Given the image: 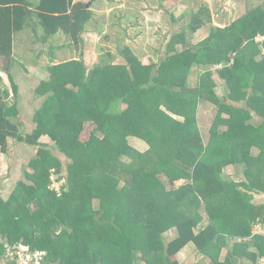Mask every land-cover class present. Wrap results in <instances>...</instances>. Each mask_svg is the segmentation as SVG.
Wrapping results in <instances>:
<instances>
[{
    "label": "trees",
    "instance_id": "obj_1",
    "mask_svg": "<svg viewBox=\"0 0 264 264\" xmlns=\"http://www.w3.org/2000/svg\"><path fill=\"white\" fill-rule=\"evenodd\" d=\"M92 1L0 0V55L10 57L14 35L29 26L42 28L41 41L62 29L71 43L82 42ZM209 20L206 5L190 11L165 56L148 64L123 44L118 53L124 63L109 58L87 68L76 59L48 66L37 124L29 133L21 132L17 107L7 103L9 90L0 76V150L8 151L9 138L38 146L22 170L24 179L6 200L0 198V236L6 243L45 250L51 264H134L139 252L146 264H178L175 255L189 242L210 256L209 264H237L241 249L252 262L264 255V236L251 233L255 221L264 223V204L251 202L253 193H264V40H255L264 32V2L210 28L202 40L174 47L186 43L184 28L193 33ZM198 64H221L217 73L229 89L230 105L214 94L209 73L188 84ZM200 99L219 108L207 144L196 124ZM251 112L261 116L257 123ZM42 135L67 159L59 194L48 182L50 168L58 178L62 163L39 141ZM129 135L149 145L135 163L122 158ZM228 164L242 172L240 181L222 178ZM117 171L130 181L120 186ZM180 179L185 181L176 186ZM172 227L176 236L165 241L162 233ZM227 236L251 238L234 242L218 262ZM250 244L255 253L245 251Z\"/></svg>",
    "mask_w": 264,
    "mask_h": 264
},
{
    "label": "rangeland",
    "instance_id": "obj_2",
    "mask_svg": "<svg viewBox=\"0 0 264 264\" xmlns=\"http://www.w3.org/2000/svg\"><path fill=\"white\" fill-rule=\"evenodd\" d=\"M39 2V0H34ZM140 4H143L141 9H135L136 17L134 16V13H131L130 9L127 8V13L125 16L118 15L115 13V16L112 14L106 13L105 21L102 22L101 29H96V33L91 34H85V42L89 40L88 37H90L92 40L89 42V47L87 48L89 51L88 56H84L82 50H80L81 46L78 44H75L74 42L71 43V40H67L69 42L68 45H63L64 37H63V31L59 32L53 37L52 39L49 38L48 42L44 43H36L34 42V37L37 35L36 32H38V29L34 31L32 29L29 31L23 30L18 34L14 35V41L13 48H12V54L10 57H6L3 55H0V73L2 75H5L3 70L5 68V63L9 59V65L11 66V74L14 75L15 78L18 77L17 72H21L20 65L23 66H38L44 77L47 78L48 76V66H54L57 64L65 63L70 60H80L82 59L85 66L87 68H90L92 65L98 64L100 62H106L109 61V58H111L112 63H122L125 62L122 58V56L118 53V49L124 44H128L132 46L133 51L137 53L139 58L141 59L143 64H148L151 61H157L161 57V52L166 49L168 50L169 41L172 38L171 34L174 35L177 32H181V25H186L185 22H188L189 20V14L190 11H196L200 7V5H206L210 4V8H212L210 11V18H211V12L212 10L215 12L216 9H219V12L216 13L218 16H215L216 20L223 21V19H227V17H231L232 20L238 18V16L242 15L243 11L246 9V6L252 7L256 5H260L264 2V0H212V1H205V0H139ZM131 2H135V0H132ZM137 3V2H135ZM176 4L178 9H175L172 11L175 15V18L178 20L171 21L172 23H169L167 21L172 19L171 13H168V8ZM227 4V5H226ZM224 5H226L227 10L224 9ZM161 7V9L159 8ZM220 8H222L220 10ZM225 11L227 15H221V11ZM117 12V11H116ZM166 13L163 16V13ZM156 13V15L153 17V14ZM139 14V15H137ZM168 16V17H167ZM165 17V18H164ZM169 18V19H168ZM155 21V23H153ZM184 23V24H183ZM100 26V23H97V25H94V28ZM178 26V28H175ZM212 27H217L215 25L204 24L197 32L191 33L188 29L184 28L186 30L185 32V42L186 43H179L174 44V47L178 50H182L184 47H187L189 45H192L195 42H198L205 38L208 34V31ZM39 30L42 34V28L39 26ZM126 31V37L123 33L120 32V30ZM63 37V40H62ZM169 37V40L167 42V39ZM50 41V42H49ZM83 42V40H82ZM33 44V45H32ZM49 45H56L55 47H48ZM36 47L33 51H30V47ZM52 51V52H51ZM106 53H110L112 56L107 57L105 56ZM53 54V55H51ZM164 56V55H163ZM262 56V55H260ZM260 56L258 58H260ZM25 66V67H26ZM218 66H221V64H213V65H204V64H198L194 65L191 69L190 74L188 75L187 82L189 85H195L199 78L201 76H204L206 73H209L208 80L212 81L213 84V92L214 94L221 100L220 103L226 102L229 105L231 104V100L227 98V94L229 92L228 87L226 86L224 80L218 75L217 68ZM13 68V69H12ZM1 76V75H0ZM11 76V75H10ZM5 78V77H4ZM45 78V79H46ZM3 80V79H2ZM5 82L3 81V84ZM5 86V85H4ZM25 86V85H24ZM22 88V85H20ZM28 89V86H25ZM11 98L8 96L7 103L10 104ZM228 105V106H229ZM126 104H122L121 108H125ZM164 109V108H163ZM218 106L206 99H200L197 104L196 109V124L199 128V131L201 132V135L203 137V141L205 144H207L209 140V129L211 125L213 124L214 118L218 112ZM222 115L225 114V110L222 111ZM253 114V117L250 119L254 123H257L261 118L260 115L255 114V112H251ZM174 118L182 120L183 117L179 114H172ZM37 121L35 118L31 121L30 125L36 126ZM26 128V131H30V127ZM221 129H224L225 127L223 125H220ZM100 137V135H99ZM40 142H44L45 149L50 150L62 163V172L59 173V177L57 178V173L54 172L53 169L50 168V175L52 174L53 177L56 179L62 177V183L65 181L66 177V170L65 164H66V157L54 146V142L50 139L49 136L42 137L39 140ZM127 141L129 143V148L125 152L126 154L122 155L123 161L135 163L138 160V156L140 154H145L148 149V143L144 139H140L134 135H129L127 137ZM8 152H11L12 149H14L16 146V150L19 149L18 155L22 156V161L19 160L18 162H15L13 166V171H9V174L7 177L9 178V184L7 185V190L4 194V198H8L10 194L12 193L15 184L17 183V180L24 179V176L22 174V170L24 168H27L29 165L28 161L31 157H35L37 153L38 146H30L28 148V151L24 147V142L18 143L16 140H11L10 143H8ZM17 144V145H16ZM9 149H11L9 151ZM1 151V150H0ZM2 152V151H1ZM251 152L253 155H256L258 153V149L255 146L251 147ZM3 153V152H2ZM153 163V160L151 161V164ZM50 175H49V182L50 183ZM117 177L120 178L119 185L121 186L124 184L125 181L129 182L131 177L129 175L122 174L120 171H117L115 174ZM221 176L223 179L228 181H240L243 178L242 172L238 170V168L235 165L228 164L223 167V170L221 172ZM160 181L165 185L166 188L170 187L168 179L165 175L160 174L158 176ZM185 180L180 179L175 182L176 186L181 185ZM58 182V191H60L61 184ZM50 187V186H49ZM58 191H55L57 194ZM260 194V193H259ZM264 196V195H262ZM260 198V197H259ZM259 201H262L264 203V197L260 198ZM97 201H93V207L94 209L97 208ZM34 208V207H33ZM204 209L201 208L200 212L204 214ZM24 216L25 214L22 213ZM59 231V229L57 230ZM162 233V236L164 237L165 241H167L171 234ZM0 242H5V239L0 236ZM21 243V242H19ZM18 244V243H16ZM16 244H9L4 243L5 249L2 254H0V264L5 263V254H6V247L12 248ZM140 256H142V252L138 253L137 260L134 261V264H146ZM192 262V261H191ZM196 264H200L197 262Z\"/></svg>",
    "mask_w": 264,
    "mask_h": 264
},
{
    "label": "crops",
    "instance_id": "obj_3",
    "mask_svg": "<svg viewBox=\"0 0 264 264\" xmlns=\"http://www.w3.org/2000/svg\"><path fill=\"white\" fill-rule=\"evenodd\" d=\"M132 0H95L92 2H89L88 8L90 7V9H92V16L89 19L88 22H86L85 24V29L83 30L82 34H81V38L83 40V42L78 43L79 46H81L80 50H82L84 56H88L89 51H87L88 47H89V42L90 40H92L90 36L88 37L89 40L87 42H85V34H91V33H96V29H101L102 27V22L105 21V16L107 14L104 13V11H106V13L112 14L115 13L117 14V16L120 14L122 16L126 15L127 12V8L130 9L131 13H134V16L136 17V13H135V9H141V7L143 6V4H140L141 2L139 0H135V2H131ZM205 1H212V0H205ZM140 2V3H139ZM208 8L211 10L212 8H210V4H207ZM227 5V4H226ZM226 5H224V9L227 10ZM246 9L242 12L244 13L249 6L247 7L245 4ZM161 9V7H159ZM175 9H178L176 4L171 5L167 12L171 13L172 19L167 21L169 23H172L171 21H175L178 20L177 18H175V15L172 11H174ZM222 8H220L221 10ZM117 11V12H116ZM219 9H216V11L214 12L212 10L211 12V18L208 22H206L205 24H210V25H215L217 27H223L227 24H229L232 19L231 17H227V19H223V21L220 20H216L215 16H218ZM130 14V12H127ZM115 14H112L113 16H115ZM166 13H163V16ZM139 15V14H137ZM156 15V13L153 14V17ZM167 15V14H166ZM221 15H227V13L225 11H221ZM168 17V16H167ZM165 18V17H164ZM169 19V18H168ZM97 23H100V26L94 28V25H97ZM153 23H155V21H153ZM187 22H185L186 24ZM184 24V23H183ZM184 26V25H181ZM175 28H178V26H176ZM29 31L30 30V26L23 29L24 31ZM199 30V29H198ZM197 30V31H198ZM22 31V30H21ZM21 31L17 32L16 35H18ZM63 31L62 29L59 30L55 35L57 36V34L59 32ZM196 31V32H197ZM30 32V31H29ZM121 33H123L126 37V31L120 30ZM209 32V31H208ZM37 35L34 37V42L33 44L36 45V43H46L48 42L49 38L52 39L50 36L46 39V41H41V31L36 32ZM172 36V34H171ZM63 37L65 40H63ZM63 45H68L69 42H67V40H69V37H67V35L63 32ZM169 40V37L167 39V42ZM50 42V41H49ZM13 43H15L14 41V37H13ZM32 44V45H33ZM126 44V43H124ZM128 45V44H126ZM56 45H49L48 47L52 48L55 47ZM132 50V46L128 45ZM30 51H33L34 49H36V47L33 48L30 47L29 48ZM134 52V51H133ZM135 55H137L136 51L134 52ZM166 54V49H164L161 52V57H163V55L165 56ZM138 56V55H137ZM139 57V56H138ZM161 59V58H160ZM141 60V59H140ZM124 63V62H122ZM6 66V63H5ZM26 66V65H25ZM21 66V72H17L18 77L15 78L12 72V74L10 73L11 70V66L8 67L7 66V70H3L5 75H2V73H0V75L2 76L3 81L5 82L4 85L5 87L9 90V95L11 98V103L10 104H15L18 110L17 113V122L20 123V130L22 133H29L32 129H34L36 126L35 125H30L31 121L33 120V118H35V112L37 109L40 108L43 99H44V94H40L39 91V87L42 83L43 80H45L46 77L43 76L41 69L38 66H32V65H28V66ZM13 69V68H12ZM8 72V73H7ZM11 75V77L13 78L14 84H15V90L12 87V82L9 79V76ZM5 77V78H4ZM20 85H22V88L20 87ZM28 86V89L25 86ZM13 120H16L13 119ZM30 127V131H26V128ZM47 135H42L40 138H44ZM39 138V140H40ZM11 140H16V139H12L9 138L8 139V143H10ZM17 141V140H16ZM20 141H18L19 143ZM22 143V142H20ZM17 145V144H16ZM17 147V146H16ZM16 147L14 149H9V151L11 150V152H6V153H2L0 151V198H2L3 200H6L7 198H4V194L7 190V185L9 184V178L7 177V175L9 174V171L11 169V171H13V168H15L13 166V164H15V162H18L19 160L22 161L23 157L19 156L18 153L20 152L19 149L16 150ZM26 148V150L28 151V148L30 147V145H25L24 146ZM21 153V152H20ZM264 193H253V196L251 198V202L253 204H264L262 201H259L260 198H263ZM260 197V198H259ZM204 218L205 215L203 214ZM206 219H204L202 221V224L205 223ZM264 224V223H263ZM171 234L170 239H172L173 237L176 236V231L175 228L172 227L169 230L165 231L164 233ZM251 237H245L243 239H241L240 237L234 236L233 238H231L230 236H227L225 238V240H223V243L221 244V250L219 251V255H218V262H222L224 260V258L227 255V252L230 251L232 249L233 243L234 242H240V241H249ZM167 240V241H168ZM246 252H250V253H255L256 252V248L253 245H249L246 247L245 249ZM240 252H242V256L238 257L236 259L237 264H257L258 259L256 260V262H252L251 259L247 256L243 255V249L240 250ZM176 261L178 264H196L197 262H199L200 264H209L210 263V256H208L207 254L201 253L199 252L195 245L192 242L187 243L184 247H182L175 255ZM192 261V262H191Z\"/></svg>",
    "mask_w": 264,
    "mask_h": 264
},
{
    "label": "built area",
    "instance_id": "obj_4",
    "mask_svg": "<svg viewBox=\"0 0 264 264\" xmlns=\"http://www.w3.org/2000/svg\"><path fill=\"white\" fill-rule=\"evenodd\" d=\"M255 40L257 42H262L264 40V32L258 34ZM52 174L50 175L49 188L58 191V182L62 183V180L58 181ZM58 193H60V191H58ZM251 233L264 236V224L259 220L255 221L252 224ZM46 255L47 252L45 250L33 249L27 244L18 243L12 248L6 247L4 264H51L47 261ZM257 264H264V255L259 257Z\"/></svg>",
    "mask_w": 264,
    "mask_h": 264
},
{
    "label": "water",
    "instance_id": "obj_5",
    "mask_svg": "<svg viewBox=\"0 0 264 264\" xmlns=\"http://www.w3.org/2000/svg\"><path fill=\"white\" fill-rule=\"evenodd\" d=\"M89 3L87 4V7H88ZM9 65V59L7 60L6 62V66H5V70H7V66Z\"/></svg>",
    "mask_w": 264,
    "mask_h": 264
}]
</instances>
